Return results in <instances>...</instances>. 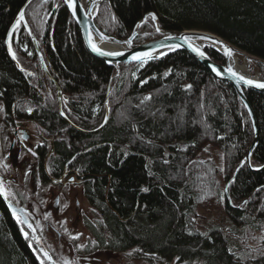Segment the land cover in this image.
Segmentation results:
<instances>
[{
	"label": "trees",
	"instance_id": "obj_1",
	"mask_svg": "<svg viewBox=\"0 0 264 264\" xmlns=\"http://www.w3.org/2000/svg\"><path fill=\"white\" fill-rule=\"evenodd\" d=\"M25 2L0 0V99L9 114H27L40 131L52 135L55 155L48 166L53 174L65 166L84 173V196L100 215L96 226L87 223L92 249L129 252L148 264L173 259L183 264H264V254L249 263L235 259L231 239L221 230H190L198 202L210 197V191L222 196L234 230L252 225L254 219L264 223V168L240 167L229 183L228 200L217 181L215 159H203L201 167L190 164L204 148L212 147L221 153L222 177L228 179L244 157L253 126L231 86L213 79L184 50L116 69L88 54L62 0H31L24 17L62 89L65 113L84 128L97 127L108 91V122L96 133L83 134L58 115L55 85L50 80L45 85L22 26L14 44L16 51L20 45L27 47L32 74L15 67L6 51L5 34ZM150 12L163 30L211 32L264 62V0H107L94 21L104 33L126 39ZM159 36L153 20H148L134 43ZM207 52L224 62L219 52ZM48 86L51 100L42 92ZM244 92L257 124L253 162L263 163L264 93ZM42 150H37L41 156ZM204 188L207 193L200 197ZM29 240L0 196V264H47Z\"/></svg>",
	"mask_w": 264,
	"mask_h": 264
},
{
	"label": "bare ground",
	"instance_id": "obj_2",
	"mask_svg": "<svg viewBox=\"0 0 264 264\" xmlns=\"http://www.w3.org/2000/svg\"><path fill=\"white\" fill-rule=\"evenodd\" d=\"M27 1V0H26ZM91 1V0H90ZM90 1L87 3V2H84V1H82L81 0V2H82V4H83V6H84V8H88L89 7V3H90ZM99 2L101 1V0H98ZM104 1H107V0H103L102 2H104ZM102 2H100V5L102 4ZM26 3V2H25ZM25 3L23 4V6L25 5ZM29 4V3H28ZM28 4H26V6L28 5ZM64 4V3H63ZM100 5L98 6V8L96 9V8H93V10H92V13H95V15H94V18H95V16L98 14V9H99V7H100ZM23 6L21 7V8H23ZM26 6H24V10H25V8H26ZM56 6H57V4H54V6H53V9L51 10V12H50V14H49V16H48V18L51 16V14L54 12V10L56 9ZM65 6V5H64ZM66 7V6H65ZM66 9H67V7H66ZM23 10V13L25 12ZM68 10V9H67ZM97 10V11H96ZM151 13V12H150ZM148 14V13H147ZM71 15V14H70ZM146 15V14H145ZM73 18V17H72ZM74 20V19H73ZM25 21H26V19H25ZM75 22V21H74ZM41 23H43V22H41ZM94 23H95V21H94ZM138 23V22H137ZM26 25H28V23H27V21H26ZM77 25V24H76ZM96 25V24H95ZM23 27V29L27 32V36H28V38L30 39V42H31V46H32V48H34V51H35V55H36V58H37V61H38V63H39V67H40V70H41V72H42V79H44V80H46V82H47V80H50V81H52L53 82V84L55 85V88H56V93H57V108H58V110H57V112H58V115L67 123V126L68 127H71V128H74L75 130H77V131H79V132H81V133H83V134H86V135H89V134H93V133H96L97 131H99L100 129H102L105 125H106V123L108 122V119H109V114H110V108H109V101H108V91H107V93H106V98H105V106H104V109H103V116H102V119H101V121H100V123H99V125L97 126V127H95V128H84V127H82V126H80L78 123H76V121L73 119V116H72V114L70 113V112H68L67 110V114L65 113V105H64V100L65 99H63V96H62V89H61V87L59 86V84L57 83V81L53 78V74H52V70H51V67H50V65L48 64V62H46L45 61V59H44V56H43V54H42V52H41V50H40V47L42 46V43L40 42V40H39V38H38V36H37V34H35L34 32H33V30L30 28V26L28 25V27H29V30L28 29H26V27H24L23 25H22V23H20V25L18 26V27H16L15 28V31H13L12 32V34H11V36H10V39H9V42H8V47H9V45H10V47H11V50L12 51H15L16 52V46H15V42H17L18 40H16V38L14 37V35L17 33V31L19 30V28L20 27ZM97 26V25H96ZM142 26V24L138 27V29L140 28ZM78 27V26H77ZM41 28L42 29H45L46 28V25H43V24H41ZM98 28V27H97ZM99 29V28H98ZM138 29H137V31H138ZM185 30V29H184ZM186 30H198V29H186ZM78 31H79V28H78ZM99 31L100 32H102L104 35H106V36H110V37H113V38H116V37H114V36H111V35H108V34H106V33H104L102 30H100L99 29ZM176 31H180V30H176ZM199 31H202V30H199ZM209 33H211V32H209ZM6 34H7V32H6ZM6 34H5V40H4V46H5V48H6V51H7V44H6ZM137 34V33H136ZM213 35H215V36H218V35H216V34H214V33H212ZM79 35H80V38H81V34H80V31H79ZM15 38V39H14ZM116 39H118V38H116ZM118 40H124V39H118ZM190 40V43L193 45V46H195L196 48H198V49H204L206 52H207V50L208 49H211V50H214V49H212V46L213 47H215L217 50H215V51H217V52H219L221 55H223V57H224V62H222V63H225V57H226V60H227V67H228V69H232L235 73H237V77H240V76H243V77H245L247 80H258V81H264V79H260V78H258V74H252V73H250V68H249V64H248V60H247V58H245L244 56H239L237 53H235V52H233L230 48H226V47H223V46H221V45H219V44H216V43H214V42H212V41H210V40H208V39H205V38H203V37H193V38H191V39H189ZM90 41L92 42V43H94L100 50H103V51H105V52H118V51H120V50H122V49H126V48H124V46L125 45H118V44H114V43H111V42H103V41H101V40H99V39H97L96 37L95 38H90ZM149 41V40H148ZM81 42H82V45H83V47H84V44H83V41H82V38H81ZM144 42H146V41H144ZM144 42H139V43H134V40H133V42H132V44H131V46H130V48H132V47H134L135 45H138V44H142V43H144ZM213 43H214V45H213ZM35 47H37V49H38V52L41 54V56H42V59H43V61H44V65H45V68L46 69H44L43 67H42V65H41V62H40V60H39V57H38V53H37V51H36V49H35ZM85 48V47H84ZM227 50H231V55H228L227 54ZM28 52V50H27V48H26V46L24 47V48H21V45L19 46V48H18V50H17V54H19L22 58L26 55V54H23V53H25V52ZM176 51V50H175ZM173 52V51H172ZM8 53V52H7ZM170 53V52H169ZM17 54H16V57H15V60L18 62V64H19V70L20 71H23V72H25L26 74H28V75H31L32 74V72H29L28 70H25V68L23 67V62L17 57ZM89 54V53H88ZM168 54V53H167ZM189 54V53H188ZM207 54L209 55V53L207 52ZM164 55H166V54H164ZM164 55H161V56H158V57H156L155 59H157V58H160V57H162V56H164ZM190 55V54H189ZM210 56V55H209ZM10 57V56H9ZM20 57V58H21ZM211 57V56H210ZM21 58V59H22ZM98 59V58H97ZM195 59V58H194ZM213 59V58H212ZM99 60H101V59H99ZM152 60H154V59H152ZM214 60V59H213ZM101 61H103V60H101ZM149 61H151V60H149ZM215 61V60H214ZM253 61H255L257 64H261L262 66H264V62H262V61H260V60H258V59H255V60H253ZM13 62V61H12ZM103 62H105V61H103ZM146 62H148V60L147 61H145V63ZM215 62H217V61H215ZM106 64H108V65H111V66H113L114 68H116V69H118V66L120 65V64H133V63H140V62H128V63H126V62H121V63H117V64H110V63H107V62H105ZM218 63H220V62H218ZM26 65H27V63H25ZM15 65V64H14ZM15 67H16V65H15ZM206 70V69H205ZM207 71V70H206ZM208 72V71H207ZM209 73V72H208ZM211 76V75H210ZM212 77V76H211ZM213 78V77H212ZM213 79H215V78H213ZM215 80H218V79H215ZM218 81H222V82H224V83H226L227 85H229V86H231V88L235 91V93H236V95H237V97L239 98V102H241L242 103V105L245 107V109H246V111H247V113H248V115L250 116V113H249V110L247 109V107H246V105L244 104V102H243V100L240 98V96H239V94L237 93V91L235 90V88H234V86H233V84L230 82V81H227V80H218ZM60 90V92H61V95H60V97H58V92H57V90ZM245 89H248V88H242V92H243V94H244V97H245V99H246V101H247V103L249 104V102H248V100H247V97H246V95H245V92H244V90ZM250 90H252V89H250ZM255 91V90H254ZM256 92H258V91H256ZM261 93V92H260ZM0 102L4 105L5 104V102L2 100V99H0ZM24 102L26 103V100H24ZM5 106H6V104H5ZM249 106H250V104H249ZM250 108H251V106H250ZM251 110H252V108H251ZM25 112H27V108L25 109ZM252 112H253V110H252ZM106 114H107V117H106ZM254 114V113H253ZM19 117V116H18ZM254 117H255V115H254ZM251 118V117H250ZM252 121V120H251ZM29 123L31 124V128L32 129H34L35 130V126L36 127H38L39 128V126H38V124H37V122H35L34 120H29V119H27V148H29V151H28V154L30 153L31 155H33V159H31V157H28L29 159H30V161L32 162V164H34L35 163V161H40V162H43L44 164L45 163H47L48 164V162L50 161V159L55 155V151H54V144H53V142H52V139H53V137H52V135L51 134H49V133H44L43 132V130H41L40 131V128H39V140H36V139H33L32 138V133H31V131H29L28 130V128H30L29 127ZM255 123H256V120H255ZM252 126H253V136H252V139H251V142H250V145L248 146V148H247V150H246V152H245V155H244V157L246 156V154H247V152L249 151V149H250V147H251V143H253V139H254V125H253V123H252ZM256 126H257V124H256ZM257 128V127H256ZM48 135V136H46V135ZM26 140V139H25ZM257 141H258V137H257ZM257 144V143H256ZM256 146V145H255ZM254 146V147H255ZM43 148V150L41 151V154H42V156L38 153V148ZM254 147H253V149H254ZM253 149H252V152H253ZM244 157L238 162V164H237V166H236V168L234 169V171H233V175L230 177V178H226V176H223V177H221L220 178V188H221V190L224 192V194H225V197L228 199V200H230V197H229V195H228V187H229V183L230 182H232V180H234L235 179V176L238 174V172H239V169H240V167H242L243 165H245L246 167H247V165H246V162H244ZM13 158V157H12ZM250 164H251V166L253 167L252 168V170L251 171H259V170H261V169H263L264 168V162L263 163H254L253 162V155H252V153H251V162H250ZM67 166H65L62 170H64V169H67V170H70V169H68V168H66ZM249 170H250V168L249 167H247ZM61 170V171H62ZM48 172H49V174L50 175H53V173H52V171L50 170V169H48ZM77 173H79V175H81L82 177H83V180L81 181V185H79L78 186V188L79 187H82V191H83V195H84V183H85V180H84V177H85V175H84V173H82L81 171H76ZM28 173V175H30V173L29 172H27ZM15 177H17V174H16V176ZM30 177L32 178V175H30ZM86 178V177H85ZM208 190V189H207ZM207 193V191L205 190V188L203 189V191L199 194L200 195V197H202V196H204V194H206ZM5 201H6V208L8 209V211L10 212V214H15V213H17V212H14V213H11V211H10V209H9V207H8V204H11V203H9V202H7V198H5V195H0ZM210 196L211 197H213V198H218V199H221V201H223V198H222V196H220V194H217V193H214V192H212V191H210ZM85 197V196H84ZM37 199H40V197L39 198H37ZM42 199V198H41ZM76 199L79 201V196L76 194ZM85 199H86V201H87V203L89 204V206L97 213V215H98V218L97 219H91V220H89V219H87V217H84L83 218V221H82V223H83V225H84V227L88 230V232L90 233V236H91V238H92V242L91 243H88L87 244V246H86V248L85 249H81L83 252H84V254H89V253H91V252H94V251H97V250H94V249H92V246H93V243H94V240H93V236H92V234H91V232L89 231V229H88V227H87V223L88 222H90L91 223V225H93V226H96V224H98V222L100 221V215H99V213L97 212V210L94 208V207H92V205L90 204V202L87 200V198L85 197ZM43 200V199H42ZM200 199H198V201H199ZM220 201V202H221ZM80 202V201H79ZM222 204H223V202H221ZM12 205V204H11ZM14 206V205H13ZM14 207H16V206H14ZM16 208H18V207H16ZM223 208H224V204H223ZM18 209H20V210H22V208H18ZM224 212H225V209H224ZM21 213V212H20ZM20 213H18V214H20ZM226 214V213H225ZM39 215V214H38ZM227 216V215H226ZM53 219L54 218H50V220H49V223L51 224V223H54V221H53ZM227 219H228V222L230 223V227H228V228H225L224 230L223 229H221V228H219V227H212V228H208L206 231H201L198 227H196V225H195V223H193V224H191V228H190V230H192V231H198V232H200V233H208L210 230H221L228 238H230V239H234L235 240V238H234V236L233 235H235L236 233H235V230L231 227V222H230V220H229V218L227 217ZM254 219V218H253ZM17 221V223H20V221H18V220H16ZM43 222H44V220H43ZM254 222L255 223H253L252 225H250L251 227H253V229H255V230H260L259 228L261 227V224L262 223H260L261 221H259V220H256V219H254ZM45 223V222H44ZM79 224H80V221L78 222V224H74V226H73V228H76L77 229V227L79 226ZM190 225V224H189ZM189 225H188V227H189ZM24 228H25V225L23 224V223H21L20 224V229H21V231L24 233ZM44 228H45V225H44ZM76 229H75V231H76ZM75 231H74V233H75ZM25 234V233H24ZM27 237L30 239L29 240V243H30V245H36L37 244V242H36V240L34 239V235H33V233H32V230H30V229H28V227H27ZM74 237V235L71 237V238H73ZM231 244H232V242H231ZM36 249V248H35ZM233 251V252H232ZM115 252V251H114ZM231 252L233 253V255L235 256V259H237V260H240L241 262H244V263H249V262H251V260H253V259H256V257H258L259 255H261V254H264V253H261V254H256V255H254V256H252V255H247V254H245V253H243V251H240L239 249H233V250H231ZM121 253V252H120ZM173 260H175L176 261V264H183V263H181V262H179V261H177V259H173ZM172 260V261H173ZM171 261V262H172ZM170 263V262H169ZM168 263V264H169ZM47 264H56L55 262L53 263V262H47ZM145 264V263H144ZM191 264H199V262L197 261V262H193V263H191Z\"/></svg>",
	"mask_w": 264,
	"mask_h": 264
},
{
	"label": "rangeland",
	"instance_id": "obj_3",
	"mask_svg": "<svg viewBox=\"0 0 264 264\" xmlns=\"http://www.w3.org/2000/svg\"><path fill=\"white\" fill-rule=\"evenodd\" d=\"M84 2H89L90 0H82ZM42 9V7H41ZM152 20L151 18H147L146 21ZM43 20H41L42 22ZM145 21V22H146ZM22 46L21 48H24ZM27 48V47H26ZM16 57L17 51H12ZM26 54L23 58L17 54V57L22 61L23 60V67L25 70L32 72L30 68L25 64L30 58L29 52H25ZM29 54V55H28ZM239 56H243L238 54ZM22 59H21V58ZM245 57V56H244ZM248 60L250 73L258 74V78L264 79V66L261 64H257L251 58L245 57ZM35 75H33L34 77ZM42 77V74L40 75ZM39 76V77H40ZM45 85H47L46 80ZM44 96L46 99L51 100L50 94L52 91V87H46L44 91ZM54 94V93H53ZM61 95V92H60ZM55 96L57 93L55 92ZM60 97V96H59ZM57 98V97H56ZM145 112V111H144ZM28 130L31 131L32 138L39 140V128L35 126V130L31 128V124L29 123ZM211 149L210 152L208 150ZM27 156L33 159V155L30 153ZM221 153L219 151H214V148H204L200 155L190 162L191 167H201V163H203L205 158H213L217 163V173L219 180H217L220 184V178L222 177V163H221ZM32 178L27 173V194L31 192L30 188V180ZM202 186V185H201ZM222 192V191H221ZM77 195L79 196L80 205L83 212V218L87 217V219H97V213L89 206L87 203L82 187L77 189ZM34 204L32 205L34 215L31 216L32 222L34 227L37 230V245L40 246V249L36 250L41 256V260L44 259L46 262H55L56 264H144V261L136 260L133 255L129 252L120 253L114 251H107V250H97L91 252L89 254H84L81 249H85L88 243L92 242V238L88 230L84 227L82 221H80L79 226L77 227L75 233L73 234L76 238H69L65 236L67 239H59L53 231H46L44 228L45 223L43 222L44 219L48 220L49 212L51 211V202L49 196H44V199H35ZM221 199L207 197L200 200L197 204L195 210V216L193 218V223H195L196 227H198L201 231H206L208 228L212 227H219L221 229H225L230 227V223L228 222L227 216L224 212L223 204L220 202ZM35 214H39L38 217H35ZM50 216V215H49ZM52 216V214H51ZM260 230H255L251 226H239L235 229L234 239H231L232 246L231 249H239L243 251V253L247 255H256L264 253V223H262ZM70 241V243H68ZM42 250V251H41ZM148 264V263H145ZM150 264V263H149ZM169 264H176V261L173 260Z\"/></svg>",
	"mask_w": 264,
	"mask_h": 264
},
{
	"label": "flooded vegetation",
	"instance_id": "obj_4",
	"mask_svg": "<svg viewBox=\"0 0 264 264\" xmlns=\"http://www.w3.org/2000/svg\"><path fill=\"white\" fill-rule=\"evenodd\" d=\"M28 151L27 114L19 117L11 115L5 104L0 102V186L7 194V202L22 208L20 214L12 215L20 221V224L25 225L24 236L27 238L28 227L36 240L37 230L31 219L34 215L33 195L35 199L39 197L44 199V196L48 195L52 202L50 216L48 215V220L44 219L46 231H53L59 239L70 238L76 229L73 228L74 224L83 221L82 208L76 199L77 189L83 177L75 170L67 169L59 174L50 175L48 164L40 161L32 164L27 157ZM27 172L32 175L29 194H27ZM35 217L38 215L35 214ZM50 218H54V223H49ZM33 247L41 248L37 244Z\"/></svg>",
	"mask_w": 264,
	"mask_h": 264
},
{
	"label": "water",
	"instance_id": "obj_5",
	"mask_svg": "<svg viewBox=\"0 0 264 264\" xmlns=\"http://www.w3.org/2000/svg\"><path fill=\"white\" fill-rule=\"evenodd\" d=\"M102 1L103 0H101L100 2H102ZM100 2L98 0H91L89 3V7L84 8L81 0H78V5L80 7L78 8V15L76 17H73L70 10L68 9L69 13L73 17L75 23L77 24V26L79 28L85 50L91 56L98 58V59H101V60H103L107 63H110V64H117V63H121V62H126V63H128V62H139V59H133V57H138V58L143 59L145 61H147V60L149 61V60L155 59L158 56L167 54V53L175 51V50H184L187 53H189L193 58H195L209 72V74L213 78L218 79V80H227L233 84L235 90L237 91L240 98L243 100L244 104L246 105L247 109L249 110L250 117H251L252 123L254 125V134L255 135H254L253 143H251V147L243 159L244 162H246L247 167H249L250 170H252L253 167L250 164L251 153H252L253 147L257 143V128H256L257 126L255 123L254 114H253L249 104L247 103L245 97H244V94L242 92V88L252 89V90H255V91H258L261 93H264V88H257L255 86H250L248 84H245L243 80L239 79V77H237V76H233L231 74V72L228 71L229 69L227 67L226 57H225V63L215 62L207 54V52L204 49H198L195 46H193L190 43L189 39L193 38L194 36L195 37H203V38L208 39V40H210L216 44H219L223 47L230 48L233 52H235L237 54H241L245 57L251 58L252 60H255L257 58H255V57L245 53L244 51L236 48L235 46L231 45L229 42L225 41L221 37L215 36L212 33H209L207 31L186 30V29L180 30V31L163 30L157 24L156 16L153 13H148V14L144 15V17L138 23L135 24L133 32L131 33V35L124 40H118L116 38L106 36L102 32L99 31V29L97 28V26L94 23V15L96 12L92 13L93 8L97 9L98 6L100 5ZM28 3H29V0L26 1L24 6H26V4H28ZM24 6H23V8L20 9L18 15L16 16V18L14 19V21L12 22V24L9 26V28L7 30V34H6L7 47H8V42H9L10 36L13 32V26L16 24V21L19 19V14L21 12H23ZM153 15L155 16V19L152 18ZM148 17L153 20L154 25H155V30H156V32H158L160 34V36L158 38L151 39L149 41H146L142 44L135 45L134 47L130 48V46L134 40V37L137 33L138 27L142 23H144ZM21 23L24 27H26V29L29 30L28 25H26L25 17H24V20L21 21ZM157 28H159V31H157ZM95 37L97 39L103 41V42H111V43L118 44V45H125L124 48H126V49H122L118 52H107V53H120V55H106V56L99 55L96 52H93L92 48H91V44H94V43H92L90 41V38H95ZM186 38H188V39H186ZM214 43H213V45H214ZM173 46H175V47H173ZM35 49L38 53V57H39V60L41 62L42 67L44 69H46L41 54L38 52L37 47H35ZM193 49H198L200 53H203V55H199L196 51H193ZM212 49L217 50L213 46H212ZM7 52L9 54L11 60L13 61V63L16 65V67L19 68V64L15 59H13V52H12V50L10 52L9 47L7 48ZM213 66L220 70V73H221L220 75H217L216 72H214L212 70ZM251 81L264 83V81H258V80H251ZM57 92H58V97H59L60 96V90L58 89ZM106 117H107V114H106ZM8 207H9L11 213H14V212L20 213L21 212L20 209L14 207L11 204H8ZM27 223H28V221H27Z\"/></svg>",
	"mask_w": 264,
	"mask_h": 264
},
{
	"label": "snow or ice",
	"instance_id": "obj_6",
	"mask_svg": "<svg viewBox=\"0 0 264 264\" xmlns=\"http://www.w3.org/2000/svg\"><path fill=\"white\" fill-rule=\"evenodd\" d=\"M29 2H30V0H29ZM63 2L67 6V9L70 10L72 16L73 17H76L78 15V8L80 7L78 5V0H63ZM152 18L155 19V16L153 15ZM23 20H24V13L21 12L19 14V19L16 21V24L13 26V31H15V28L18 27L20 25L21 21H23ZM157 31H159V28H157ZM186 39H188V38H186ZM173 47H175V46H173ZM91 48H92V51L93 52H96L97 54L102 55V56H106V55H120V53H107V52H104V51L98 49L95 44H91ZM9 50L11 52L10 45H9ZM193 51H196L199 55H203V53H200L198 49H193ZM227 54L228 55H231V50H227ZM13 59H15V55L14 54H13ZM133 59H139V62L141 64L145 63V60L140 59L138 57H133ZM212 70L214 72H216L217 75H220L221 74L220 73V70L217 69L214 66H213ZM228 71L231 72V74L233 76H236L237 75V73H235L232 69H229ZM239 79L243 80L245 84H248L250 86H255L257 88H264V83L254 82V81H251V80H247L243 76H240ZM188 87L190 88L191 85H189ZM29 111H31V110H29ZM142 191L147 192L148 189L147 188H144V189H142ZM0 195H5V198H7V194L4 192V189L2 188V186H0ZM65 207H67V205H65ZM74 238L78 239V237H74ZM66 264H67V262H66Z\"/></svg>",
	"mask_w": 264,
	"mask_h": 264
}]
</instances>
